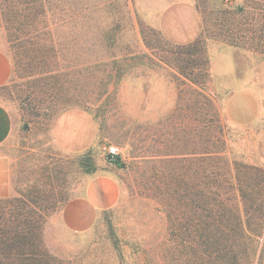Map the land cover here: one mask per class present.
<instances>
[{"label": "trees", "instance_id": "1", "mask_svg": "<svg viewBox=\"0 0 264 264\" xmlns=\"http://www.w3.org/2000/svg\"><path fill=\"white\" fill-rule=\"evenodd\" d=\"M117 3L0 0V19L10 42L21 48L15 62L20 63L19 58L27 63V76L35 83L28 95L44 113L54 115L72 107L89 111L97 102L113 100L117 83L135 67L138 52L119 44L124 24L99 20ZM220 14L225 17L218 35L223 43L264 55V0L226 5ZM137 24L151 50L146 58L159 54V60L175 70L177 86V106L166 125L172 151L164 155L168 165L154 190L164 206L167 233L154 255L147 257L142 250L140 264H171L182 255L184 264H264V168L231 161L225 154V125L208 89L210 66L204 44L208 36L202 34L203 25L192 42L181 44ZM89 54L86 91L78 79L88 69L84 56ZM120 160L117 156L110 162L120 166ZM38 193L26 183L0 198V264H57L42 231L52 205ZM66 201L57 200L59 211Z\"/></svg>", "mask_w": 264, "mask_h": 264}, {"label": "rangeland", "instance_id": "2", "mask_svg": "<svg viewBox=\"0 0 264 264\" xmlns=\"http://www.w3.org/2000/svg\"><path fill=\"white\" fill-rule=\"evenodd\" d=\"M195 1L198 31L203 25V36H212L204 43L209 66L213 52L228 48L227 56L219 60L217 77L213 78L210 66L208 84L225 125V154L231 161L264 168V55L227 45L218 36L225 23L220 10L226 5H247L249 0ZM107 10L99 20L124 24L126 31L119 44L138 52L135 67L117 83L113 100L97 102L89 111L72 107L54 115L44 113L28 95L35 83L27 76V63L19 58L20 63L15 62V52L21 48L13 47L0 19V49L12 63L8 81L0 86V104L12 117L10 134L0 144V157L9 168L6 196L28 183L38 189L44 203L52 205L42 231L45 246L57 264H140L145 255L142 250L147 257L152 255L167 233L164 206L154 190L168 165L164 155L172 151L166 125L177 106L176 72L159 60V54L146 58L151 50L143 43L137 23L159 30L174 43H189L195 38L175 40L151 26L137 0H121ZM128 11L134 23H130ZM155 51L160 52L158 48ZM84 59L88 69H83L84 76L78 80L89 91L90 54ZM106 145L119 147L120 166L107 159ZM182 147L180 144L178 149ZM105 171L114 174L119 185L117 203L100 215L90 232L66 231L57 200L77 194L91 175ZM179 258L171 264H184V256Z\"/></svg>", "mask_w": 264, "mask_h": 264}, {"label": "crops", "instance_id": "3", "mask_svg": "<svg viewBox=\"0 0 264 264\" xmlns=\"http://www.w3.org/2000/svg\"><path fill=\"white\" fill-rule=\"evenodd\" d=\"M137 5L143 14L145 13L148 24L161 29L170 38L190 41L199 34V17L195 0H151V3L137 0ZM227 49L223 48L211 54L210 66L213 78L220 72L219 60L227 56ZM11 71V60L0 49V86L8 81ZM11 127V114L0 104V144L9 136ZM0 164V183H3L0 197H3L10 190L7 178L9 168L8 162L1 157ZM118 199L119 185L114 174L108 171L95 173L88 178L77 194L72 195L64 203L60 210V222L70 233H88L94 228L100 215L115 206Z\"/></svg>", "mask_w": 264, "mask_h": 264}, {"label": "built area", "instance_id": "4", "mask_svg": "<svg viewBox=\"0 0 264 264\" xmlns=\"http://www.w3.org/2000/svg\"><path fill=\"white\" fill-rule=\"evenodd\" d=\"M104 149L106 151L107 159L109 161L114 160L117 156H120L121 154L119 147L115 145H106L104 146Z\"/></svg>", "mask_w": 264, "mask_h": 264}]
</instances>
